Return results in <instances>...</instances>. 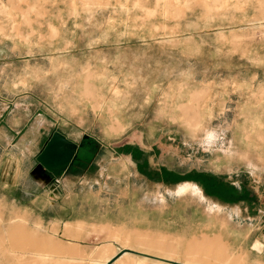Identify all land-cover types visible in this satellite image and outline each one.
I'll list each match as a JSON object with an SVG mask.
<instances>
[{
	"label": "rangeland",
	"instance_id": "1",
	"mask_svg": "<svg viewBox=\"0 0 264 264\" xmlns=\"http://www.w3.org/2000/svg\"><path fill=\"white\" fill-rule=\"evenodd\" d=\"M55 131L80 147L48 171ZM207 235L264 264V0H0V264H184Z\"/></svg>",
	"mask_w": 264,
	"mask_h": 264
},
{
	"label": "bare ground",
	"instance_id": "2",
	"mask_svg": "<svg viewBox=\"0 0 264 264\" xmlns=\"http://www.w3.org/2000/svg\"><path fill=\"white\" fill-rule=\"evenodd\" d=\"M211 140H213V139L210 138L209 141L211 142ZM195 185L189 184L186 186H182L181 190L182 191H186L188 189L198 190V187ZM111 237L114 239H118V237H119L118 232L115 234H112ZM203 239L204 240H202V241L193 240L192 242L188 243L187 247H188L189 258L186 259V262L184 264H240L243 257L241 255H235L233 253L228 252V247L224 244V242L222 241L221 238H218L216 236L210 237L207 235V236H204ZM125 240H126V241H124L125 245L132 247V246H135L134 245V243H135V244L139 245L140 248H143V249L147 248L149 251L150 250L152 251V246H154L157 243L158 244L162 243L164 238L153 239L152 237H150L147 234H139V237H137V238H132L129 235L126 237ZM159 246H160L159 247L160 249L165 248V247L161 248L162 247L161 244ZM253 246L258 248L261 251L264 250V243L259 241V240H256L254 242ZM154 247H156V246H154ZM197 248L204 250V253L197 251ZM154 249H156V248H154ZM210 251L212 253L215 252V253L220 254L221 259L214 258ZM98 252L100 254L101 253L104 254V258L107 259V258H109L110 252H112V248L108 249V250L102 249V250H99ZM155 252H158V251L155 250ZM203 255L212 256L213 260H210V258H206ZM202 259L204 261H202ZM205 259H207L208 262ZM168 260H172L170 258V255H169ZM165 261H167V260H165ZM167 262L178 263L177 261H167ZM96 264H105V262H99ZM108 264H109V262H108Z\"/></svg>",
	"mask_w": 264,
	"mask_h": 264
},
{
	"label": "water",
	"instance_id": "3",
	"mask_svg": "<svg viewBox=\"0 0 264 264\" xmlns=\"http://www.w3.org/2000/svg\"><path fill=\"white\" fill-rule=\"evenodd\" d=\"M79 145L55 131L38 155L40 164L48 171L68 169L78 157Z\"/></svg>",
	"mask_w": 264,
	"mask_h": 264
},
{
	"label": "crops",
	"instance_id": "4",
	"mask_svg": "<svg viewBox=\"0 0 264 264\" xmlns=\"http://www.w3.org/2000/svg\"><path fill=\"white\" fill-rule=\"evenodd\" d=\"M243 157H245V156H243ZM117 231H118V230H112V231L110 232L109 235L111 236L112 234L117 233ZM113 239H114V238H113ZM68 250H69V252H70L71 255H76V256H79V255H80V254H78V251H76V250L69 249V248H68ZM97 251H99V250H97ZM97 251H96V252H97ZM72 252H75L76 254H73ZM96 254H97V253H96ZM96 254H95V255H96ZM95 255H94L93 258H92L93 261H95V262H109V261H105V260L102 259V258H96ZM99 255H100V253H99ZM96 256H97V255H96ZM100 257H101V256H100ZM74 259H79V257H75Z\"/></svg>",
	"mask_w": 264,
	"mask_h": 264
},
{
	"label": "trees",
	"instance_id": "5",
	"mask_svg": "<svg viewBox=\"0 0 264 264\" xmlns=\"http://www.w3.org/2000/svg\"><path fill=\"white\" fill-rule=\"evenodd\" d=\"M143 169H144V171H145V169L147 168V165H143V166H141ZM145 173V172H144Z\"/></svg>",
	"mask_w": 264,
	"mask_h": 264
}]
</instances>
